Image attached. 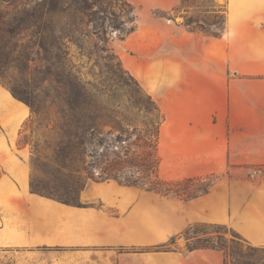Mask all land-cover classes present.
<instances>
[{
  "label": "crops",
  "instance_id": "0c3cea01",
  "mask_svg": "<svg viewBox=\"0 0 264 264\" xmlns=\"http://www.w3.org/2000/svg\"><path fill=\"white\" fill-rule=\"evenodd\" d=\"M224 1L220 36L181 24L161 32L172 41L152 58L161 84L145 88L164 116V175L226 173L225 186L182 199L92 180L79 206L34 193L28 150L16 145L30 109L0 83V264H221L217 250L163 248L198 221L226 222L264 245V174L243 173L264 165V0ZM139 65L130 67L137 79Z\"/></svg>",
  "mask_w": 264,
  "mask_h": 264
},
{
  "label": "trees",
  "instance_id": "16d2710c",
  "mask_svg": "<svg viewBox=\"0 0 264 264\" xmlns=\"http://www.w3.org/2000/svg\"><path fill=\"white\" fill-rule=\"evenodd\" d=\"M5 1L0 0V3ZM120 1L128 6L130 17L123 20L131 23L128 28L120 26L112 0H35L34 11H28L24 17L17 8L10 21L4 19L0 10V66L5 65L9 55L13 56L11 61L17 60L20 49L24 48L25 71L29 74L35 69L40 76V81L35 86H8L11 94L30 108V117L20 132L22 134L26 127L30 128L27 136V139H32L33 174L30 177V190L77 206L81 205L78 202L79 194L89 178L96 181L113 179L123 185L137 186L165 195L172 194L182 199L207 193L211 182L203 184L196 191H189V184L199 183L212 174L182 179H168L161 175L159 137L164 119L161 108L138 81L122 68L117 56L108 52L110 50L107 44L99 48L107 53L104 58L110 62L115 61L113 65L128 76V79L118 77L117 83L128 85L127 81L131 79L137 85L135 88L86 86L76 74L67 73V78L61 75L64 71L60 66L61 50L65 45V38L67 42L73 41L74 31L80 26H91L88 32H93L102 41H106L104 33L107 27H111L110 32H115L120 39L135 30L133 9L125 0ZM52 12L65 17V26L57 24L56 37H50L51 31L56 27L49 17ZM185 25L190 31H201L210 36L217 37L222 33L220 28L211 31L193 27L189 22ZM212 26L217 25L213 23ZM25 31L30 39L24 46L21 35ZM7 34L10 35V41L6 39ZM52 48L56 51L55 61L50 52ZM52 66L56 69L53 76L56 86L50 93L44 83L47 75L52 74ZM4 79L0 72V80L4 82ZM38 172L52 183L50 188L38 178ZM43 190H48L50 195ZM75 201L78 203H74ZM214 226L226 229L223 225ZM191 227H186V234ZM233 236L239 238L235 232ZM188 238L186 236L187 240ZM173 239L174 236H171L169 242H173ZM186 248L189 251H222L230 259L228 261L225 258L223 264H259L254 258L255 253L263 249L251 245L241 248L238 241L232 239L227 243L220 236L215 239L197 237L188 241Z\"/></svg>",
  "mask_w": 264,
  "mask_h": 264
},
{
  "label": "rangeland",
  "instance_id": "374dc122",
  "mask_svg": "<svg viewBox=\"0 0 264 264\" xmlns=\"http://www.w3.org/2000/svg\"><path fill=\"white\" fill-rule=\"evenodd\" d=\"M125 1L134 11L135 30L130 34L125 35L123 39H120L115 32H110L111 27H107L108 29H106V32L104 33L106 41H102L93 32H88L91 30V26H80L77 31H74L73 41H76L67 42V38H65V45L63 46V50H61L62 58L60 62V66L64 68V71L61 73L62 76L67 78V73L76 74L79 78H81L83 82L86 83V86H130V88H135L137 85L131 79L127 81L128 85L117 83L118 77L121 76L122 79H128V76L126 74H122L113 65L115 61L110 62L109 60L104 58L107 53L100 51L99 48L102 45L107 44V47L110 50L108 52H113L120 60L122 68L129 74H131L138 81L139 85L147 91V89L145 88V83L150 82L149 84H152L153 86H160L161 84L160 81H158V78L160 79L159 73L153 74L151 66L156 61H159L157 59H152L153 55L157 56L161 54V52L164 49L167 50L169 44L172 43L171 38H162L161 34L163 32L167 34L169 32V29H173V27L177 24H181L186 29H188V27L185 25L186 22H189L193 27H203L204 29H209L211 31L218 30L220 28L221 32H223L225 28L226 8L224 0ZM25 3L28 4L24 6ZM0 4V10L3 12L4 19L6 21H10L17 8L21 12V15H23L24 17H26L28 11H34L33 7H35V0H6L5 2H2ZM111 4L113 9L115 10V14L118 15L117 17L120 26L128 28L131 23L129 21L124 22L128 17H130L128 6L122 4L120 0H112ZM49 17L51 18V22L56 25L55 30L51 31L50 37H56L57 24L59 23L62 26H65V17L63 15L59 16V14L56 12L50 13ZM98 20L100 21V19ZM213 23H216L217 26H212ZM104 25L107 26V23H105ZM148 28L152 30L155 29L159 32H156V35L152 38V36L148 32ZM64 32L66 33L67 29H65ZM21 36V42L25 46L27 41L30 39V35L27 33V31H25ZM6 39H9L10 41L9 34L6 35ZM9 50L10 48L8 46L7 51ZM50 52L51 56L53 57V61H55V49L52 48ZM24 53V48H21L19 51V58L17 60L11 61V57L13 56L9 55V60L5 63V65L0 66V72L5 78L3 80L4 82L0 80V83L8 90V86L24 88V86H35L38 81H40V76L37 70L34 69L29 74L25 71L23 65ZM147 59H149L148 65ZM136 60H138V63L140 64L139 66H144L143 74L140 76V79H137L130 71L131 65H133ZM51 72L52 74L47 75V80L44 83L47 91H49L50 93L53 92V87L56 86L55 81H53V76L56 72V69H54L53 66L51 67ZM20 101L23 102L22 100ZM22 129L23 128H21L20 131ZM29 134L30 128L26 127L25 131L22 134L19 133L16 145L19 148L24 147L28 150L29 163L31 167L32 139H27V136ZM166 148L167 143L165 142V140H159V156L161 158V161L163 150L165 153L167 151ZM261 167H264V165L256 164L253 166H247L244 168L243 173L245 176L250 178L263 176L262 173H253L254 169ZM160 173L163 177H166L164 175V170H161V168ZM31 174H33L32 168ZM31 174L30 177L32 176ZM36 175L40 180L44 181V185H47L49 188L52 186V183L50 181H47V177H45L43 174L38 172L36 173ZM208 175L211 174H207L205 176ZM226 177V173H213L211 176H208L207 178L201 180L199 183L195 182L193 184H189V191H196L198 187L203 186V184L207 182H211L210 188L215 187L218 184L225 186ZM92 180L93 179L90 178L87 179V183ZM43 192L45 194H49L48 190H43ZM82 192L83 190L79 194V203H81ZM160 194L165 195L163 193ZM168 196L178 198L177 196H174L172 194H168ZM78 202L75 201L74 203L77 204ZM215 224L223 225L226 227V229L216 228L214 226ZM190 225L192 227L189 230L188 234L185 233V228L179 234H175L173 242L168 241L163 248H174L181 242L186 248L187 242L193 241L197 237H210L211 239H215L216 236H220L224 238L227 243H230L232 239L238 241L241 248H247V245H251L255 248H263L262 251H258L257 253H255L254 258L259 264H264V245L253 244L230 224L218 221H198ZM232 231L238 234L239 238H234ZM186 236L189 237L188 240L186 239ZM220 252L222 254L221 264H223L225 258L228 261L230 260L229 257H225V254L222 251Z\"/></svg>",
  "mask_w": 264,
  "mask_h": 264
},
{
  "label": "built area",
  "instance_id": "2783aa9c",
  "mask_svg": "<svg viewBox=\"0 0 264 264\" xmlns=\"http://www.w3.org/2000/svg\"><path fill=\"white\" fill-rule=\"evenodd\" d=\"M253 173L254 174L255 173H262V174H264V167L254 169V172Z\"/></svg>",
  "mask_w": 264,
  "mask_h": 264
}]
</instances>
